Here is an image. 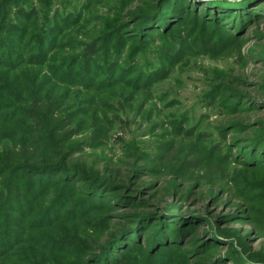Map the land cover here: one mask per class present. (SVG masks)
I'll list each match as a JSON object with an SVG mask.
<instances>
[{
  "label": "rangeland",
  "instance_id": "rangeland-1",
  "mask_svg": "<svg viewBox=\"0 0 264 264\" xmlns=\"http://www.w3.org/2000/svg\"><path fill=\"white\" fill-rule=\"evenodd\" d=\"M9 3L38 16L0 36V134L21 132L6 123L42 94L79 112L76 140L95 143L72 157L80 176L35 170L37 187L74 185L59 202L3 193L1 264H264V0ZM251 10L262 19L246 27ZM92 43L106 63L86 71L74 59ZM168 144L176 159L159 167ZM70 195L75 210L60 212Z\"/></svg>",
  "mask_w": 264,
  "mask_h": 264
},
{
  "label": "trees",
  "instance_id": "trees-1",
  "mask_svg": "<svg viewBox=\"0 0 264 264\" xmlns=\"http://www.w3.org/2000/svg\"><path fill=\"white\" fill-rule=\"evenodd\" d=\"M9 1L0 0V36L5 34L19 35L23 31L28 33L30 31V26H28L30 19H36L38 16L35 8L25 10L21 4H10ZM237 7L235 6L236 9ZM239 11L240 13H246L248 10ZM258 12L260 11H249L245 21L247 23L245 24L246 27L252 26L253 23L262 19V15ZM7 17H13L15 23L7 21ZM24 26L26 28L22 30ZM184 32L188 33L186 30ZM24 39L26 38L23 36L22 40ZM27 50L30 51L28 48ZM100 51L99 46L96 43H92L84 47L80 55L75 57L74 64L81 63V68H84L86 71H90L92 67L99 68L106 63L101 60L102 55ZM16 59L14 63H16L15 65L20 63L18 66L20 67L22 58ZM112 66L114 70L117 69V64H113ZM61 101L42 94H33L28 99L22 101L23 103L16 108L21 113V120L15 124L6 123L8 126L19 128L21 132L7 136L0 134V185H5V192H0V197L3 196V193H8L9 195L7 196L9 198L12 196L11 200L18 201L23 200V195L26 197L28 192L32 191L34 194L37 192L40 193L39 197L55 194V198H58L57 201L59 202L60 197L63 196L61 190L66 185L65 181L67 178L60 180V188L57 189H54L55 184H51V182L37 187L36 180L32 178L36 175L35 170L43 169L44 167H50L53 170L60 169L65 172L67 177L70 174L73 177L80 176V173H86V170H88V167L82 162V159L81 164L78 162L72 163L74 161L72 157L79 154L81 156L86 155L83 145H86L85 149L94 145V132L92 131L88 137L84 136L81 138L80 140H83L82 142H78L76 139L83 134L82 123L78 120L80 114L79 112L71 111L69 107L66 108L64 102ZM2 122L5 121L2 120ZM46 136L54 138L52 139L51 148L43 145ZM172 146V144H168L165 149L167 151L166 153L155 156V161L159 167H168L174 161L173 159H176L175 156L169 154ZM193 154V151L189 149L180 162L179 169L184 173H189L195 167L197 160ZM14 167L16 169L14 170V175L11 176ZM106 170L110 173L111 168L107 167ZM19 171L26 172V175L22 179L26 184L25 189L21 188L18 183L15 184L16 186L13 184L14 179L18 177L17 172ZM91 172L98 176L99 171L91 169ZM196 178L200 179L201 176L195 177L196 181H200ZM65 187H67L66 190L71 192L75 189L74 185L70 182ZM71 195L59 203L60 212L66 210L73 212L75 210L72 205L73 201L70 200ZM1 203L4 202L1 201ZM1 263L2 261H0Z\"/></svg>",
  "mask_w": 264,
  "mask_h": 264
}]
</instances>
